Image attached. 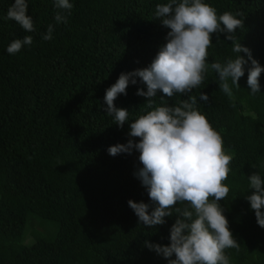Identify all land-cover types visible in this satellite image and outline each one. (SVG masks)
Masks as SVG:
<instances>
[{"label": "trees", "instance_id": "trees-1", "mask_svg": "<svg viewBox=\"0 0 264 264\" xmlns=\"http://www.w3.org/2000/svg\"><path fill=\"white\" fill-rule=\"evenodd\" d=\"M165 2L70 0L68 22L57 24L54 0H28L36 31L27 33L4 19L13 0H0V264H169L175 259L157 255L145 241L170 244L177 214L148 227L128 205L129 200L151 205L134 175L142 167L139 152L111 156L107 151L126 144L130 123L149 110L146 98L136 95L146 85L137 77L127 95L114 101L129 111L123 128L104 112L106 89L121 73L149 66L166 43L169 29L155 17L156 5ZM204 2L218 15L243 13L238 18L244 27L233 35L264 67V0ZM49 24L53 38L46 41L42 34ZM25 35L33 43L10 55L8 45ZM208 54L209 71L190 95L233 157L224 181L230 190L220 204L239 248L226 249V255L230 264H264V228L245 199L251 194L247 176L257 171L264 179V73L260 92L251 94L249 61L240 88L232 86L228 96L210 65L235 58L231 41L214 34ZM201 92L209 96L207 102L199 99ZM161 97L170 106L188 98L158 91L154 106L162 105Z\"/></svg>", "mask_w": 264, "mask_h": 264}, {"label": "clouds", "instance_id": "clouds-1", "mask_svg": "<svg viewBox=\"0 0 264 264\" xmlns=\"http://www.w3.org/2000/svg\"><path fill=\"white\" fill-rule=\"evenodd\" d=\"M28 7V0H13L4 19L14 21L27 33L34 32ZM54 7L57 9L55 22L66 24L73 4L70 0H54ZM241 16L242 12L228 11L218 15L204 0H167L157 4L155 17L169 29L166 43L149 66L121 73L105 92L104 112L123 128L129 121V111L117 108L114 101L121 94L127 95L129 84L136 85L137 77L146 85L147 90L139 88L136 95L146 98L145 106L149 110L130 123V139L126 144L118 143L107 151L111 156L131 154L133 150L139 152L142 167L134 175L146 188L151 205L133 200H129L128 205L140 223L148 227L164 225L166 217L177 214L170 228V244L145 241V246L157 255L166 259L174 255L175 259H169V264H230L225 250L239 248L220 204L230 190L224 181L228 179L233 157L226 153L221 135L197 109V97L190 93L204 82L209 71L208 49L214 34H223L225 40L231 41L232 52L237 54L223 63L216 61L210 65L218 76L220 90L232 96V86L240 88L239 80L250 61L247 85L251 94L260 92L259 78L264 67L233 35L244 27L243 19L238 18ZM53 31L54 25L49 24L42 39L51 40ZM32 43L33 37L25 35L14 39L7 52L15 55ZM241 53L246 54L247 59ZM158 91L168 98L175 94L188 98L170 106L164 104L161 97L162 105L154 106L153 98ZM199 99L207 102L209 96L201 92ZM247 178L251 194L245 199L255 213L257 224L264 228V179L257 171ZM177 204L188 207H175Z\"/></svg>", "mask_w": 264, "mask_h": 264}]
</instances>
